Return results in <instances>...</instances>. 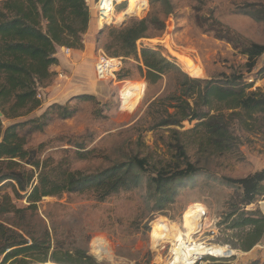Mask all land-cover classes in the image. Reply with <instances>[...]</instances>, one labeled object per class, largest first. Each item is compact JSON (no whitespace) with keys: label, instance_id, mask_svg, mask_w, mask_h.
Instances as JSON below:
<instances>
[{"label":"rangeland","instance_id":"374dc122","mask_svg":"<svg viewBox=\"0 0 264 264\" xmlns=\"http://www.w3.org/2000/svg\"><path fill=\"white\" fill-rule=\"evenodd\" d=\"M97 1L87 0L92 11ZM128 1L130 4L137 3L136 0ZM172 3L174 12L170 15H166L159 5L153 8L149 3L145 16L138 18H146L156 11L166 23L163 31L152 28L150 36L138 41L140 52L143 47H150L176 62L193 78L211 79L223 73L244 74L247 83L253 84L251 90L260 88L264 91V55L249 71L248 57L240 49H235L232 43L217 38L212 25L213 20L217 19L246 40L264 44V0H172ZM244 9L255 11V15L248 14ZM136 13L142 15L139 10ZM136 13L131 15L136 16ZM121 14H125L124 19L117 17V22L112 26L123 25L124 20L125 24L132 19L125 10ZM107 28L99 35L103 50L97 52V58L92 60L90 67L73 78H68L67 70L61 71L66 73L63 77L60 73L55 75L48 87L50 89L40 90L42 107L29 117L17 120L39 116L46 106L51 105H63L74 110L72 117L63 119L58 109H53L52 118L45 129L33 132L28 137L27 148L40 147V159L48 160L51 166L62 164L65 169L94 172L117 161H124L138 152L142 155L151 153L160 159L171 158L163 142L169 141V131H148L151 118L146 114L150 103L165 90L175 91V75H165L162 81L150 84L141 75L139 67H144L141 60L109 56L104 50ZM171 50L186 56L195 73L202 77L192 76ZM102 52L110 58L123 59V66L115 78L97 79L95 65ZM120 75L126 77L120 78ZM83 95L91 97L84 98ZM4 123L9 126L13 121L5 120ZM194 124L185 122V128L179 129H188ZM235 132L240 137V146L232 154L204 160L194 147L190 149L192 161L205 166L207 171L186 179L175 202L161 210L155 203V196L147 189V173L140 186L123 190L103 201L98 200L92 192L44 197L36 211L27 212V221L29 227L40 235L49 231L52 250L45 261L36 262L37 256L33 255L18 258L13 264H56L58 262L53 259L55 250H58V257L64 260L69 259L64 256L66 251L85 255L75 260L74 264H164L171 249L170 242L182 239L186 232H191L185 219V214L191 208L200 209L204 223L202 227L196 226L190 239L225 246L230 251V255L228 252L224 255L228 257L198 264H264V243L253 251L233 247L238 240L235 232L229 228L226 215L231 209L236 190L225 180L226 177H245L264 168V118L253 120L250 124L236 121ZM5 192L13 196L18 208L28 205L25 199L14 196L11 187L2 193ZM261 200L264 198L261 197ZM255 207L250 205L247 209L254 210ZM6 219L14 220L13 214ZM162 221L184 234L174 241H163L159 248H155V238L163 235L155 227ZM101 242L109 243L112 257L99 256L94 251L95 245ZM3 258L0 257V264Z\"/></svg>","mask_w":264,"mask_h":264},{"label":"trees","instance_id":"16d2710c","mask_svg":"<svg viewBox=\"0 0 264 264\" xmlns=\"http://www.w3.org/2000/svg\"><path fill=\"white\" fill-rule=\"evenodd\" d=\"M149 2L153 8L159 5L166 15L174 12L172 0ZM244 11L255 15L250 9ZM90 21L87 0H0V257L4 256L1 264H13L18 258L33 255L37 256L36 262L45 261L49 256L52 250L49 231L40 235L27 221V212L36 211L44 197L92 192L103 201L140 186L147 173V189L161 210L175 202L186 179L207 171L205 166L192 161L191 148L201 153L200 158L204 160L232 154L240 146L235 122L250 124L264 118V91L251 90L253 84L247 83L246 75L223 73L217 78H193L176 62L150 47H143L140 52L138 41L150 36L152 28L163 31L166 26L164 19L153 11L146 18H132L123 25L108 27L104 50L109 56L141 60L144 64L139 67L141 75L150 84L162 81L165 75H175V91L165 90L150 103L146 114L151 118L148 131H169V141L163 142L171 158L160 159L151 153L138 152L94 172L65 169L62 164L51 166L48 160L42 161L40 147L27 148L29 135L45 129L53 109H58L63 119L72 117L74 110L51 105L39 116L17 120L29 117L42 107L43 100L38 95L57 75L52 67L59 64L58 48L83 49ZM212 25L217 38L232 43L248 57L247 65L252 71L264 55V44L246 40L217 19ZM104 32L105 29L100 31ZM171 51L192 76L202 77L195 73L186 56ZM123 77L126 75H120ZM5 120L13 123L5 126ZM185 122L195 124L180 130L185 128ZM225 180L236 190L226 215L229 228L238 240L233 247L249 251L264 243V213L257 206L259 199L264 198V168L245 177ZM7 187L28 205L18 208L12 195L2 193ZM250 205H255V209L248 210ZM11 214L14 220H7ZM57 254L58 250L53 251L56 264H74L75 260L85 257L79 252L66 251L64 256L69 259L64 260Z\"/></svg>","mask_w":264,"mask_h":264},{"label":"built area","instance_id":"2783aa9c","mask_svg":"<svg viewBox=\"0 0 264 264\" xmlns=\"http://www.w3.org/2000/svg\"><path fill=\"white\" fill-rule=\"evenodd\" d=\"M123 4L128 6L129 2L124 1ZM122 3L117 0H98L96 2L95 11L96 19L100 30L112 26L117 22V13L122 7ZM149 0H137L136 6L142 15L132 16V18H142L145 16L149 8ZM121 9L124 10L125 7ZM140 47H138L139 49ZM65 53L72 51V48L64 47ZM102 51V50H101ZM123 66L122 58H110L107 54L102 52L99 54L96 65L95 75L99 80H108L115 78L118 71ZM63 77L64 74L60 73ZM41 98V94L38 95ZM186 238L170 242L171 249L166 263L164 264H198L203 261L208 262L210 259L225 258L228 256L217 255L213 252L214 245L207 241H197ZM229 250V249H228Z\"/></svg>","mask_w":264,"mask_h":264},{"label":"crops","instance_id":"0c3cea01","mask_svg":"<svg viewBox=\"0 0 264 264\" xmlns=\"http://www.w3.org/2000/svg\"><path fill=\"white\" fill-rule=\"evenodd\" d=\"M90 11L91 21L88 31L84 37V48L81 50L72 49V55L69 56L67 53H65L64 47H59L56 54L57 58L59 59V64L52 67V71L56 72L57 75L61 73V71L65 70H67L66 73L68 75V78H73L75 76L81 75L85 71V69H88L90 67L89 65L93 63L92 60H95V58H97V52L103 50L102 46H100L99 44V35L101 30L97 23L96 11H92L91 8ZM47 89L49 90L50 88ZM257 206H259L264 213V200L259 201ZM260 245H263V243H258L251 249V251L259 247Z\"/></svg>","mask_w":264,"mask_h":264},{"label":"bare ground","instance_id":"6f19581e","mask_svg":"<svg viewBox=\"0 0 264 264\" xmlns=\"http://www.w3.org/2000/svg\"><path fill=\"white\" fill-rule=\"evenodd\" d=\"M118 3H122L123 1H127V0H117ZM137 2V0H136ZM136 5L135 4H129L124 10L125 13L128 15V17H131L133 13H136L138 10L137 8H135ZM122 10V11H124ZM119 11L117 13V17L124 19L125 14H120ZM136 15H138V13H136ZM72 51H69V53H67L69 56L71 55ZM185 219H186V225L188 226V228L191 230L185 233V236L188 237V239L191 238V234L192 232L196 229V226L198 225L199 227L203 226L204 223V217L203 215H201L200 209L198 208H191L187 211V213L185 214ZM160 225H157L155 228L159 229L160 232L163 235H159L158 237L155 238L154 240V247L155 248H159L162 244L163 241H168V240H172L174 241L177 237H182L184 233L180 232L178 229H172V227H169V223L167 224L166 222L162 221L160 222ZM171 225V224H170ZM174 231V232H173ZM186 237H182V239H184ZM177 240H181V239H177ZM176 240V241H177ZM94 251L96 253L99 254V256L102 255H109V257L113 256V253L111 251L110 245L107 242H101L99 244H96L95 247L93 248ZM213 252H215L217 255H226L227 252L230 255V251H227L225 246H221V245H214V248L212 249ZM228 256V255H227Z\"/></svg>","mask_w":264,"mask_h":264},{"label":"water","instance_id":"95a60500","mask_svg":"<svg viewBox=\"0 0 264 264\" xmlns=\"http://www.w3.org/2000/svg\"><path fill=\"white\" fill-rule=\"evenodd\" d=\"M125 21H126V20H124V21H123V24H124V22H125ZM0 115H2V113H1V112H0Z\"/></svg>","mask_w":264,"mask_h":264}]
</instances>
